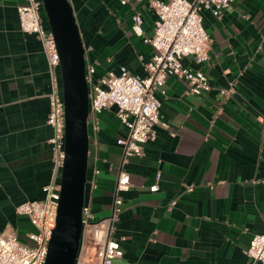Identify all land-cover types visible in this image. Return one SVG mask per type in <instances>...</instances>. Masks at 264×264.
<instances>
[{"label": "crops", "instance_id": "0c3cea01", "mask_svg": "<svg viewBox=\"0 0 264 264\" xmlns=\"http://www.w3.org/2000/svg\"><path fill=\"white\" fill-rule=\"evenodd\" d=\"M122 1L70 0L82 37L94 41L84 47L97 78L121 66L145 76L155 53L132 19L139 12L151 36L155 11L147 0ZM26 3L0 0V232L12 228L19 238L35 227L16 207L44 199L53 168L48 61L41 40L20 28L17 7ZM203 22L209 59L183 63L205 72L213 88L192 94L185 79L169 76L159 95L167 126L156 125L142 156L124 158L117 139L128 129L115 106L102 112L98 130L88 119L85 201L95 215L111 214L120 170L130 176L114 230L124 254L113 264H261L247 249L264 233V0H236L219 18L205 10Z\"/></svg>", "mask_w": 264, "mask_h": 264}, {"label": "built area", "instance_id": "2783aa9c", "mask_svg": "<svg viewBox=\"0 0 264 264\" xmlns=\"http://www.w3.org/2000/svg\"><path fill=\"white\" fill-rule=\"evenodd\" d=\"M127 0H123L125 3ZM157 16L153 35L148 36L143 28V17L139 12L133 15V30L143 37L144 42L155 49L147 64V75L133 74L126 66L119 72L108 71L94 79L96 67L86 64V78L89 84V118L95 130L100 124L102 112L115 106L117 116L126 126V136L117 139L123 146L124 158L142 156L144 145L156 137V125L161 121L162 100L166 95V80L174 75L185 79L189 92L201 94L213 86L201 70H194L183 63V58L192 56L198 63L209 59L211 39L203 22V11L209 10L219 18L224 10L236 0H147ZM42 0H27L17 7L22 31L36 35L42 42L48 61L49 71V114L47 122L52 128L49 143L53 150V168L50 181L43 187V200L23 201L16 207L19 215L30 219L35 231L26 234L33 245L23 243L12 228L0 232V264H46L49 241L56 227L57 210L61 183L59 177L64 165L65 151V105L62 92L60 55L51 30L43 24ZM264 44V42H263ZM232 89H221L223 95ZM95 167L89 182V197L97 188ZM130 176L120 170L110 215L97 219L91 201H85L82 208V237L75 264H113L123 257L120 242L114 237L115 223L122 211L123 200L120 192L127 190ZM158 184L150 187L157 191ZM194 185H188L192 191ZM176 200L170 203L174 206ZM248 256L264 264V233L255 234L247 249Z\"/></svg>", "mask_w": 264, "mask_h": 264}, {"label": "water", "instance_id": "95a60500", "mask_svg": "<svg viewBox=\"0 0 264 264\" xmlns=\"http://www.w3.org/2000/svg\"><path fill=\"white\" fill-rule=\"evenodd\" d=\"M42 2L60 55L66 116L60 199L46 264H75L83 230L82 208L86 196L90 149L86 53L70 0Z\"/></svg>", "mask_w": 264, "mask_h": 264}, {"label": "rangeland", "instance_id": "374dc122", "mask_svg": "<svg viewBox=\"0 0 264 264\" xmlns=\"http://www.w3.org/2000/svg\"><path fill=\"white\" fill-rule=\"evenodd\" d=\"M41 13H42L43 16L45 15V11H44L43 6H42V8H41ZM43 24H44V27H45L47 30H50V25H49V22H48L46 16L43 17ZM90 36H91V34H90L89 32H85L84 36L82 37V39H84L83 43L87 41L86 43H88V44H92V45H93V44H94V41H93V39H90ZM92 54H93V53L91 52V54H90V58H91V60L93 61V60H94V55H92ZM88 56H89V55H88ZM94 79H95V80L97 79L96 74H94ZM89 127H90V131H92V127H93V125H90V122H89ZM89 169H91V165L89 166ZM96 217H97V219H100V218H103V217H105V216H102L101 214L96 213ZM32 226H33V225H32ZM28 231H35V229L32 227V228H30ZM26 234H27V233H26ZM20 240H21L23 243H26L27 245H30V246L33 245V242L29 241V239L26 237V235H24V237L21 236Z\"/></svg>", "mask_w": 264, "mask_h": 264}, {"label": "trees", "instance_id": "16d2710c", "mask_svg": "<svg viewBox=\"0 0 264 264\" xmlns=\"http://www.w3.org/2000/svg\"><path fill=\"white\" fill-rule=\"evenodd\" d=\"M45 16V15H44Z\"/></svg>", "mask_w": 264, "mask_h": 264}]
</instances>
